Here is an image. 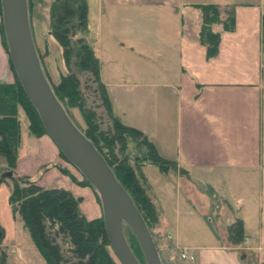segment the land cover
<instances>
[{
    "label": "crops",
    "instance_id": "1",
    "mask_svg": "<svg viewBox=\"0 0 264 264\" xmlns=\"http://www.w3.org/2000/svg\"><path fill=\"white\" fill-rule=\"evenodd\" d=\"M86 3L84 37L99 61L113 113L123 124L140 130L162 158L176 163L167 171L151 164L141 167L158 213L153 233L162 263L187 264L179 258V251L185 250L194 258L191 264H264V0ZM204 4L229 10L234 20L231 31L219 30L213 58H207L197 37L201 12L195 6ZM13 82L0 33V84ZM22 125L16 174H40L43 186L66 184L65 189L80 200L84 217L99 218L101 209L89 187L77 185L56 167L40 170L52 164L68 168L48 136L34 137L26 120ZM23 133L27 147L20 154ZM4 164L0 157V167ZM153 170L160 174L154 183L145 173L155 176ZM68 172L80 181L73 167ZM3 191L10 207V188ZM210 199L214 209L207 221L219 233L210 238L205 232L194 240L187 232L194 229V221L202 227L204 221L188 218L193 217L191 209L198 208L203 216ZM181 208L187 215L182 218L186 235L180 226ZM9 216L14 224L15 215ZM237 219L244 240L232 244L226 229ZM21 232L25 231L20 222L11 243L1 241L7 264H45L29 235L24 238ZM175 258L178 263H172Z\"/></svg>",
    "mask_w": 264,
    "mask_h": 264
},
{
    "label": "trees",
    "instance_id": "2",
    "mask_svg": "<svg viewBox=\"0 0 264 264\" xmlns=\"http://www.w3.org/2000/svg\"><path fill=\"white\" fill-rule=\"evenodd\" d=\"M29 4L32 6V0H27V7L34 41ZM195 7L201 12L198 41L206 48L207 58H213L218 50L219 30L233 29V15L230 11L229 14L226 10L223 12L214 4ZM87 13L86 0L52 2L49 9L48 34L61 49L64 74L56 85H49L68 118L92 143L127 192L143 217L157 247L153 230L157 224L158 213L148 195L141 167L151 164L161 171H167L175 169L176 163L162 158L153 143L140 130L123 124L113 113L111 101L100 78L99 61L84 37L87 32ZM0 33L7 53L2 20ZM36 52L39 58L37 48ZM42 60L39 58L40 64ZM10 69L13 73L11 66ZM66 103L78 111L82 126L71 119L64 106ZM99 109L100 111H97ZM21 113L26 119L29 134L34 137L46 135L36 111L14 76L12 84H0V157L5 161L0 167V184L6 183L10 188L8 201L12 212L22 223V228L29 235L33 246L45 264H116L111 257L112 251L102 216L87 220L79 210L80 200L74 198L68 190L62 187L44 188L30 176L16 174ZM128 140L143 148L145 155L131 160L127 154ZM59 155L66 162L60 152ZM50 167L58 168L61 174L69 176L77 185L89 187L100 205L98 195L84 178L81 177V180L77 181L67 169L58 164L42 166L40 170L46 171ZM123 230L133 255L140 264H145L134 236L127 227ZM226 232L232 244L244 240L239 219L230 224ZM2 237L3 230L0 227V244ZM7 257L6 250L0 248V264H7Z\"/></svg>",
    "mask_w": 264,
    "mask_h": 264
},
{
    "label": "water",
    "instance_id": "3",
    "mask_svg": "<svg viewBox=\"0 0 264 264\" xmlns=\"http://www.w3.org/2000/svg\"><path fill=\"white\" fill-rule=\"evenodd\" d=\"M10 66L40 123L65 161L94 189L110 249L120 264H140L125 236H134L145 264H162L152 235L133 201L92 143L74 126L43 73L33 42L27 0H0Z\"/></svg>",
    "mask_w": 264,
    "mask_h": 264
},
{
    "label": "rangeland",
    "instance_id": "4",
    "mask_svg": "<svg viewBox=\"0 0 264 264\" xmlns=\"http://www.w3.org/2000/svg\"><path fill=\"white\" fill-rule=\"evenodd\" d=\"M54 0H32V6L29 4V14L31 17V27H32V31H33V37H34V42L37 48V51L39 53V58H42V62H41V66L43 69V72L49 82V84L51 86H54L58 83L60 77L64 74V69H63V62H62V55H61V49L58 46V44L49 36L48 32H49V25H50V21H49V9L50 6L52 4ZM94 6H91V16L92 13L94 11ZM226 13L229 14V10H226ZM90 39V37H89ZM90 42V41H89ZM48 53V54H47ZM97 53V52H96ZM47 56H46V55ZM105 68L106 65L103 64V68H102V74H104L105 72ZM168 103H169V99H168ZM65 108L68 111V114L70 115L71 119L76 123L79 124L80 126L83 125L82 120L80 118V115L78 113V111L71 107L69 104L66 103V105L64 104ZM97 111H100L97 110ZM19 120L21 123V128H23V123L26 120L25 117H23V113H21L19 115ZM26 133H23V144H22V150L20 151L21 153L25 152L26 149V138L24 137ZM127 154L128 157L131 160H134L135 158H140L141 156L145 155V151L143 148L141 147H137L135 142H133L132 140H128V144H127ZM65 166L66 168H68V170H70V172H72V167L67 164L65 162ZM74 169V168H73ZM151 171V170H150ZM152 172H154L155 176H153L152 173H148V171H145V173H147L149 179L151 180L152 183H154V181L156 180V177H158L160 174H157L156 170H153ZM78 179L81 180V176L78 174H75L74 172H72ZM40 174L36 175V176H32L31 178L33 180H35L37 182V184L41 187L44 188H51V187H62L65 189L66 184H62V182L53 184L54 186H51L49 182H47V186H43V184L40 183L39 178ZM170 178V177H167ZM173 181V180H171ZM174 182V181H173ZM172 182V183H173ZM65 185V186H62ZM3 188L7 189V184L6 183H2L0 184V227L3 230V237H2V241L5 243H11V239H12V235L14 233V231L17 230L18 225L20 226V221L18 219V217L15 215H12V207L9 204L10 207H8V204L6 203V194L5 191H3ZM157 187L153 186V192L155 193L156 196H158V191L156 189ZM67 190V189H66ZM204 190H206V188H204ZM180 200H183L182 195H179ZM174 200V199H173ZM86 200H83V202H85ZM88 201V200H87ZM211 201V202H210ZM209 203H208V208L206 213L201 216L200 212L197 210L198 208H193L191 209L193 211V217H188L192 220H197L199 217L203 219L204 224L202 223L203 227L197 222L194 221V229L190 230L192 232H187V229L184 227L183 222H182V218L187 216L186 214L183 213V208H181V212L179 213V218L180 219V226L181 229L185 232L184 234L186 235V232L188 234H190L192 236V239L194 240H198L196 239V237L198 236H203L205 235V232L210 235V238H215V236L217 235V233H219L217 231V229L213 226L210 225L208 223V217L211 216L210 213L211 211H213L214 209V205H213V200L210 199ZM7 204V205H6ZM98 204V203H97ZM99 208L101 209L100 205L98 204ZM86 207L90 208L89 203L86 202ZM11 208V209H9ZM11 210V211H10ZM80 212L84 215L83 213V209L80 206L79 207ZM102 214V212H101ZM14 216L15 222L13 221L14 224H11L10 221V216ZM85 216V215H84ZM101 216V215H100ZM86 218V217H85ZM195 218V219H194ZM12 220V219H11ZM201 222V221H200ZM24 236V238L28 237V234L26 233V231L23 233L21 232ZM175 238V237H174ZM27 240V239H25ZM203 241V240H201ZM201 241H197L195 243L199 244V245H205V243L207 242H201ZM24 245V244H22ZM1 247V244H0ZM4 249V246H2ZM7 252V250H6ZM160 256V255H159ZM111 257L115 260L116 264H120L115 257L113 256V254L111 253ZM161 259V258H160ZM162 261V259H161ZM172 263L176 262L177 259H171ZM178 263V262H176Z\"/></svg>",
    "mask_w": 264,
    "mask_h": 264
},
{
    "label": "built area",
    "instance_id": "5",
    "mask_svg": "<svg viewBox=\"0 0 264 264\" xmlns=\"http://www.w3.org/2000/svg\"><path fill=\"white\" fill-rule=\"evenodd\" d=\"M179 256H180V259H181L182 261L186 262L187 264H191V263L193 262V260H194L193 256L190 255V254H187V253L185 252V250H182V251L180 252Z\"/></svg>",
    "mask_w": 264,
    "mask_h": 264
},
{
    "label": "bare ground",
    "instance_id": "6",
    "mask_svg": "<svg viewBox=\"0 0 264 264\" xmlns=\"http://www.w3.org/2000/svg\"><path fill=\"white\" fill-rule=\"evenodd\" d=\"M30 25V24H29ZM31 30V29H30ZM32 34V33H31Z\"/></svg>",
    "mask_w": 264,
    "mask_h": 264
}]
</instances>
